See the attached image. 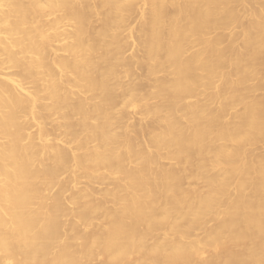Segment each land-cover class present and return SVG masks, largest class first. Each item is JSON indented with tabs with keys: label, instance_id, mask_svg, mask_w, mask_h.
Here are the masks:
<instances>
[{
	"label": "bare ground",
	"instance_id": "bare-ground-1",
	"mask_svg": "<svg viewBox=\"0 0 264 264\" xmlns=\"http://www.w3.org/2000/svg\"><path fill=\"white\" fill-rule=\"evenodd\" d=\"M0 264H264V0H0Z\"/></svg>",
	"mask_w": 264,
	"mask_h": 264
},
{
	"label": "rangeland",
	"instance_id": "rangeland-1",
	"mask_svg": "<svg viewBox=\"0 0 264 264\" xmlns=\"http://www.w3.org/2000/svg\"><path fill=\"white\" fill-rule=\"evenodd\" d=\"M134 15L137 16V13H134ZM134 15H132L131 17L135 18V19H133V18H132V19H133L134 21L137 22L138 17H135ZM136 18H137V19H136ZM132 19L130 18L129 21H132ZM132 22H133V21H132ZM132 22H130V25L135 26L136 23H135V25H134V23L132 24ZM234 30L236 31L235 28H234ZM135 33H136V32H134V34H135ZM135 36H136V34H135ZM127 47H129V45H128ZM129 49H130V48H129ZM129 49L126 50V53H128V54H125V55H127V56L130 54V50H131V49H130V50H129ZM133 67H134V66H133ZM135 67H136V66H135ZM135 67H134V68H135ZM134 68H133V72L135 73V71H136L135 69H137V68H135V69H134ZM138 68H139V67H138ZM138 70L141 71V72H143L142 69H140V68H139ZM136 72H137V71H136ZM137 73H138V72H137ZM139 74L141 75L142 73H139ZM139 74H138V75H139ZM136 75H137V74H136ZM136 75L134 74V77H135ZM141 76H142V75H141ZM134 77H133V78H134ZM136 78H137V77H136ZM138 78H139V76H138ZM138 78H137V79H138ZM134 79H135V78H134ZM122 80H129V79H127V77H125V78L123 77ZM138 80H139V79H138ZM135 81H136V79H135ZM261 91L263 92V90H261ZM261 91H260V92H261ZM260 92L258 91V93H260ZM118 109H122V106H121V107H118ZM126 109H127V110H126ZM128 109H129L130 111H132L133 113H132V115H131V113H128V114H130V115L127 116V117H128V119H127L126 114H127ZM133 109H135V108H133ZM133 109L130 108V107H123L122 112L125 111V113H126V114H125V118H126V119L124 118V120H125L124 123H125L126 125H129V126H130L131 124H130L129 122H131V123L133 122V124H135V125H133V124H132V125H133L134 127L137 126V128H139V127L142 126V125H141L142 122L145 123V124H147V120H148V119L150 120V118H149V117L146 118L145 116L140 115V111H138L139 109H138V110L136 109V110L138 111V113H136L137 111H135V110H133ZM149 120H148V121H149ZM127 121H128V122H127ZM145 121H146V122H145ZM132 125H131V126H132ZM135 128H136V127H135ZM258 145H260V146H258ZM258 145H257V147H258L257 149H256L255 147L252 146V149L254 150V148H255L256 152H258V150L262 149V148H260V147H261V144H258ZM254 146H255V145H254ZM255 150H254V152H255ZM261 151H262V150H260L259 152H261ZM63 176H65V175L63 174ZM103 183H104V182H103ZM103 183H102V184H103ZM95 184H96V183H95ZM102 184L100 183V185H98V183H97L96 185H98V187H97L96 185H94L96 188H95L94 186H92V187L94 188V190L96 189V190L99 191L98 193L95 192L97 195H99L101 189L103 188V187H101V186H105V185H106V184H104V185H102ZM67 189H68V191L66 190L64 193L67 192V193H69V194H65V196H69V197H70V195H71L70 193H73V191H72V189H70V188H67ZM69 190H71V192H69ZM67 198H68V197H67ZM67 198H66V200H67V201H66V204H67V206H70V204H69Z\"/></svg>",
	"mask_w": 264,
	"mask_h": 264
}]
</instances>
